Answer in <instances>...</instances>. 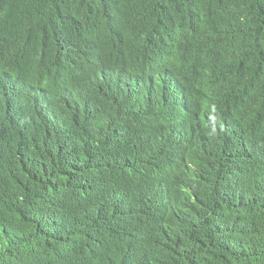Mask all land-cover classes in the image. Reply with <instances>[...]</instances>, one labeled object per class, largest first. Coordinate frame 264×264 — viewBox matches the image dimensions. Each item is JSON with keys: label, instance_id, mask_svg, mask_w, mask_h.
<instances>
[{"label": "trees", "instance_id": "obj_1", "mask_svg": "<svg viewBox=\"0 0 264 264\" xmlns=\"http://www.w3.org/2000/svg\"><path fill=\"white\" fill-rule=\"evenodd\" d=\"M0 68V264H264V0H0ZM132 68L172 77L110 89ZM187 78L228 92L227 179L162 110Z\"/></svg>", "mask_w": 264, "mask_h": 264}, {"label": "clouds", "instance_id": "obj_2", "mask_svg": "<svg viewBox=\"0 0 264 264\" xmlns=\"http://www.w3.org/2000/svg\"><path fill=\"white\" fill-rule=\"evenodd\" d=\"M166 72L167 71H165V73ZM144 74L145 69L142 68L139 69V72L135 77L131 78L127 76L125 71L121 70V72L116 73L114 77L119 78L118 84H121L120 80L122 82L128 83L129 81H135L139 79L148 81L154 86H159V83L164 79L162 75L164 73H162L161 69H158L156 74H153L149 77H144ZM22 79L23 83H20L21 86L26 85L31 90V93L36 94L44 99H49L48 90L44 86L45 82L41 81V83L37 85L35 82V75L32 73H27L26 77H22ZM198 85L199 83L195 79H184L178 86L177 91L179 92L177 94L174 93L180 97L177 98L175 95L165 94L159 99L164 100L161 102L162 107L167 106L170 101L175 102L176 109L171 113L173 114L175 112V115H177L176 117H170L167 121L170 122L172 131L176 133L177 136H180V138L195 137V139H197L196 136L200 134L201 126H204L205 124L207 128L210 127L212 129V134H209L207 142H200L201 149L196 159V168L208 173L212 179L215 176L217 178L227 179L229 176V170L232 169L237 162V157L234 155L236 154L234 149L236 132L230 123L229 115V106H231V103L229 104V102L226 100L215 102L213 100V96H211L209 93H205L204 96H202L198 89ZM4 89L5 92L11 93H16L19 91L18 88L10 82L5 84ZM110 89L115 90V88L112 87H110ZM110 89H106V91ZM26 93L29 94L28 92ZM214 93L223 97H228V92L226 89L223 90L221 85L220 88L216 89ZM138 94H135L134 96L137 97ZM179 102H181V106H184L185 109L191 114V126L195 127V132L191 130L192 127L188 130H185L178 126V118L180 117ZM202 106L205 108V112L207 113L206 122L203 121L202 112H200ZM35 109L37 111L33 112H36L38 115H42V113L38 111V108ZM195 116H199V118L193 119ZM219 119L222 120L221 123H212ZM212 138H215L214 143H212ZM170 156L171 153L169 154V157ZM237 199H239V197Z\"/></svg>", "mask_w": 264, "mask_h": 264}, {"label": "water", "instance_id": "obj_3", "mask_svg": "<svg viewBox=\"0 0 264 264\" xmlns=\"http://www.w3.org/2000/svg\"><path fill=\"white\" fill-rule=\"evenodd\" d=\"M115 70L118 71V69H115ZM126 74H127V76L133 78V77H135L138 74V72H137V70H135V69L132 68L131 70H128L126 72ZM162 75H163L164 79L159 84L162 85V86H166L168 84V79H170L172 77V74H169L168 71H167L166 73H164ZM0 77H2V78L5 77L4 74H3V70L1 68H0ZM118 82H119V78L112 77L111 83H115V85L113 87L115 89L116 88L117 89H120L121 87L124 88L125 93L128 94V95H129V92L128 91H131L132 97L135 94H138V93H141V92H144L147 95L148 91H150V90L147 89L148 90L147 91L145 89V87L147 86V88H151V85H152L148 81L139 80V79H137L135 81H129L128 83L122 82L121 80H120L121 84H118ZM126 84H128V85H126ZM198 88H203V86L200 85ZM3 90H4V84L0 85V96L3 93ZM169 90L171 91V88ZM149 101H150V103L152 105L153 101L151 99ZM177 108H178V105H177ZM175 109H176V104L173 101H170L167 106L162 107V110H163V112H164L167 120L170 117H176L177 114L175 115V112L172 114V116H170V113L172 111H175ZM179 110H180L179 111L180 112L179 115L190 116V113L185 109L184 106H181L180 105L179 106ZM168 125L170 127V124H168ZM191 130L193 132H195V127H192ZM185 140L186 141H185V145L184 146H185L186 150L188 151V153H191L193 151H195L196 153H198V151L200 150V148L198 147L195 138L194 137H191L190 139H188V140L185 139ZM174 152H177V154L174 155ZM174 152H172L171 153V156H170V158H171V160L169 161L170 166L171 167H174L175 164H178L179 166L186 167L187 164L180 162L178 151H176V149H175ZM189 169L190 168H184L183 171L184 172H188Z\"/></svg>", "mask_w": 264, "mask_h": 264}, {"label": "bare ground", "instance_id": "obj_4", "mask_svg": "<svg viewBox=\"0 0 264 264\" xmlns=\"http://www.w3.org/2000/svg\"><path fill=\"white\" fill-rule=\"evenodd\" d=\"M35 82H36L37 85L40 84L39 81H38L37 76H35ZM20 89H21V90H25L24 86H20ZM161 91H168V90H161ZM184 92H186V91H184ZM161 94H162V92H159V93L156 94V96H159V95H161ZM171 94H172V95H175L174 92H171ZM175 97L178 98V97H180V96L175 95ZM170 116H172V113H170ZM197 118H199V116H195V117H193V119H197ZM221 122H222V120L219 119V120H216V121H214V122H212V123H213V124H219V123H221Z\"/></svg>", "mask_w": 264, "mask_h": 264}, {"label": "rangeland", "instance_id": "obj_5", "mask_svg": "<svg viewBox=\"0 0 264 264\" xmlns=\"http://www.w3.org/2000/svg\"><path fill=\"white\" fill-rule=\"evenodd\" d=\"M213 100L215 102H221V101H224V100L229 102V97H223V96L217 95L216 93H213Z\"/></svg>", "mask_w": 264, "mask_h": 264}]
</instances>
